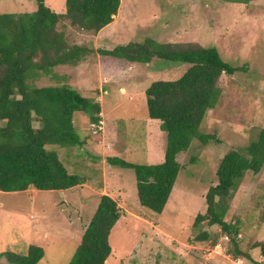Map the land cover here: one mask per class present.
I'll return each instance as SVG.
<instances>
[{
  "label": "rangeland",
  "instance_id": "374dc122",
  "mask_svg": "<svg viewBox=\"0 0 264 264\" xmlns=\"http://www.w3.org/2000/svg\"><path fill=\"white\" fill-rule=\"evenodd\" d=\"M34 1L0 0V13L32 12ZM64 1L45 0V4L61 13ZM120 5L117 18L99 36L63 28L68 43L91 51L77 65L59 67L56 72L60 82L99 103L101 128L94 131L88 116L75 112L73 125L82 144L47 148L85 182L64 193L32 188L0 191V254H24L33 244L44 250L39 264L68 263L99 197L107 194L116 201L120 216L108 238L111 253L105 264L264 263L260 251L264 246V165L258 173L244 174L224 215L227 222L237 221V245L248 258H234L230 236L218 225L193 226L195 216L205 211L204 196L216 183L223 155L246 146L264 129V0H121ZM146 37L215 47L223 60L241 68L219 77L221 95L199 127L213 139L205 145L192 139L177 154L181 168L161 213L139 205L132 169L106 160L117 156L150 165L163 158L162 154L155 160L158 152L163 153L165 132L159 120L148 117L144 90L155 80L179 78L188 65L158 58L146 64L130 63L97 51ZM54 83L45 77L36 81L38 86ZM201 232L206 234L202 240L197 239ZM0 263L11 264L4 255Z\"/></svg>",
  "mask_w": 264,
  "mask_h": 264
},
{
  "label": "trees",
  "instance_id": "16d2710c",
  "mask_svg": "<svg viewBox=\"0 0 264 264\" xmlns=\"http://www.w3.org/2000/svg\"><path fill=\"white\" fill-rule=\"evenodd\" d=\"M34 2L32 12L0 13V191L3 192L29 188L64 191L85 182L81 176L69 172L57 153L47 148L82 144L73 125L75 112L85 113L94 131L100 121L99 103L60 82L62 78L56 72L59 67L77 65L91 51L68 43L63 28L97 33L113 17L117 18L121 0H65L61 13L52 11L45 0ZM66 20L67 25L63 22ZM97 51L130 63L146 64L158 58L188 65L179 78L155 80L144 90L147 115L159 120L160 129L165 132L162 161L142 165L117 156L106 158L108 164L132 169L139 205L161 213L181 168L177 154L187 149L192 139L202 145L213 139L212 135L200 132L199 127L206 111L214 108L221 95L219 77L232 75L241 68L223 60L215 47L162 43L149 37ZM41 77L55 83L38 86L36 81ZM263 165L264 129H260L246 146L223 155L216 169V183L204 196L205 211L193 221L197 228L203 223L218 225L230 236L229 251L234 258L249 256L237 245V221L227 222L224 215L244 174L258 173ZM119 216L116 201L102 194L66 264H105L111 253L108 238ZM197 237L202 240L206 234L201 232ZM260 251L264 255V246ZM2 255L11 264H39L44 250L32 244L24 254L7 251Z\"/></svg>",
  "mask_w": 264,
  "mask_h": 264
},
{
  "label": "crops",
  "instance_id": "0c3cea01",
  "mask_svg": "<svg viewBox=\"0 0 264 264\" xmlns=\"http://www.w3.org/2000/svg\"><path fill=\"white\" fill-rule=\"evenodd\" d=\"M121 6V5H120ZM111 23H109L108 25H110ZM108 25H106V26H104L102 29H100L98 32H97V36H99L100 34H101V32L108 26ZM96 36V37H97ZM160 154V156L158 157V158H156L158 155ZM163 153H162V150H161V152L159 153L158 152V155L155 157L156 159V161L158 162V160H159V158H161V155H162ZM163 159V158H162ZM65 191H67V190H64V191H59V192H62V193H64ZM107 195V194H106Z\"/></svg>",
  "mask_w": 264,
  "mask_h": 264
},
{
  "label": "built area",
  "instance_id": "2783aa9c",
  "mask_svg": "<svg viewBox=\"0 0 264 264\" xmlns=\"http://www.w3.org/2000/svg\"><path fill=\"white\" fill-rule=\"evenodd\" d=\"M97 128L100 129L101 128V121H99Z\"/></svg>",
  "mask_w": 264,
  "mask_h": 264
}]
</instances>
